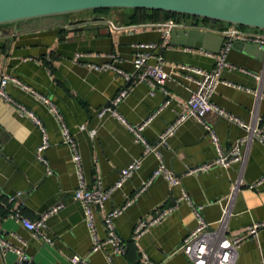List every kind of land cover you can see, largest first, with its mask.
<instances>
[{"label": "crops", "instance_id": "1", "mask_svg": "<svg viewBox=\"0 0 264 264\" xmlns=\"http://www.w3.org/2000/svg\"><path fill=\"white\" fill-rule=\"evenodd\" d=\"M134 16L130 8L84 10L0 27V72L16 76L28 87L22 89L8 83L5 90L42 121L49 142L42 163L36 159L41 141L38 126L0 97V236L27 256V264H70L68 258L72 254L86 257L87 264H108L107 257L113 264H144L145 256L153 264H192L179 251L184 237L197 225L192 206H201L204 220L215 223L227 203L229 237L241 235L250 225L264 221V145L260 142H242V160L230 166L213 165L205 171L186 174L188 168L216 156L205 125L214 131L220 146L229 149L246 134L238 124L210 110L203 123L188 118L164 144H158L160 133L183 111L191 89L195 88L180 66L213 68V54L222 43L207 33H216L192 27L195 25L192 19L175 18L188 25L178 30L196 29L205 34L170 33L168 43L164 44L160 31L150 25L161 20L149 17L135 20ZM111 24L134 28H113ZM138 42L157 44L154 52L162 55L164 68L170 73L165 83L167 94L146 83H134L133 78L126 80L112 69L97 70L92 66L110 62V54H116L119 60L115 65L133 75L134 44ZM77 54L81 56L76 58ZM227 60L250 73L257 74L264 69V53L240 43H233ZM220 80L211 97L213 104L246 124L263 115L264 101L234 85L256 89L262 96L264 83L260 84L249 73L228 68L221 70ZM124 87L128 88L126 96L114 106L120 118L109 114L98 117V110L109 103L112 105L111 100ZM30 90L48 98L69 129L80 155V171L86 188L95 187L97 182L103 187L113 185L124 167L133 159H141L139 168L101 206L91 205L96 234L104 240L107 236L105 214L133 198L114 219L115 231L124 244L122 253H114L109 243L91 251L82 206L72 197L78 186V175L71 150L63 142L60 124L50 104L34 97ZM165 100L169 104L160 109ZM149 117L141 134L151 145H158L162 161L179 184L171 185L158 176L135 196L159 162L153 153L144 154L143 145L136 142L128 126ZM92 129L95 132L90 135L88 131ZM239 179L241 183L228 203ZM258 181L253 188L248 187ZM182 191L192 205L184 200L176 204ZM16 192L22 193L21 198L11 199ZM57 204L61 207L46 222L52 244L35 238L20 222L9 217L11 210L19 208L25 217L35 220ZM169 207L174 208L159 223L140 237L133 236L139 220L149 221ZM16 257L13 252L4 255L0 252V264H13ZM263 261L264 229H261L255 237L248 236L241 241L235 264H262Z\"/></svg>", "mask_w": 264, "mask_h": 264}, {"label": "built area", "instance_id": "2", "mask_svg": "<svg viewBox=\"0 0 264 264\" xmlns=\"http://www.w3.org/2000/svg\"><path fill=\"white\" fill-rule=\"evenodd\" d=\"M111 25L113 28H134L133 25ZM150 25L156 27L160 31L164 44L168 43L169 35L172 29L188 26L174 18L151 23ZM191 26L202 28L222 36V45L219 51L213 54L215 58V65L213 68L207 70L191 65L180 66L181 70L185 71L186 78L195 83V88L191 89L190 96L184 105L183 111L177 115L176 119L170 125H168L163 132L160 133L158 137V144H164L166 139L171 136L178 126L188 118H193L196 121L203 123L205 114L210 110H213L218 115L238 124L245 130L246 134L236 143H234L229 149H223L220 146L214 131L208 125H205L207 131L210 133V140L215 147L216 156L211 161L188 168L186 170V174L205 171L213 165L230 166L233 163L241 161L243 157V151L241 148L242 142L249 143L252 140H256L264 145V113L260 118H256L253 123L246 124L237 119L235 116L226 112L224 109L219 108L211 101V97L218 83L221 81L220 73L223 68L238 69L242 72L249 73L253 75V77L256 78L260 84L264 83V69L257 74L250 73L246 69L237 67L227 60V53L229 49L232 47L233 43L237 41L247 44H256L264 50V30L229 23L222 24L220 27H212L204 24H195ZM134 46L135 52L132 59L134 69L133 75L123 72L115 65V62L119 60V57L116 54H110L109 57L112 59V61L103 63L101 65L92 66L97 70L112 69L123 75L126 80L133 78L134 83H146L150 85L152 89L159 88L165 94H167L165 83L169 79L170 73L164 68L165 62L162 55L154 52L155 48H157V44L153 42H138L134 44ZM80 56L81 54H77L76 58H79ZM8 83H14L22 89H28V87L16 76L0 72V97L15 105L18 108L20 115L30 118L34 124L38 126L41 132V141L36 149V159L44 163L45 159L43 152L49 146V142L42 121L23 105L14 101L7 94L5 89ZM234 86L253 94L257 100L262 99L264 101V95L261 96L258 90H251L238 85ZM30 92L34 97L40 99L43 103L50 104V110L53 112L55 118L60 124L63 142L71 150L72 160L76 167V174L78 175V186L74 189L72 197L74 200L79 201L82 206L85 226L92 242L91 251H97L104 243H109L112 245L114 253H122L124 250V244L120 236L115 231L114 219L133 202V198L127 199L121 206L113 208L105 214L103 223L107 236L104 240H100L96 234L91 205L101 206L104 201L108 199L110 193L116 188L120 187L124 181L139 168L141 159H133L126 167H124L121 170L118 180L113 185L109 187H103L99 182H97L95 187L89 189L86 188L80 171V155L77 151L76 143L69 129L63 123L60 115L57 113L55 107L49 102L48 98L39 95L34 90H30ZM127 92V87L122 88L111 100V106L102 107L98 110V117H103L104 115L109 114L120 118V115H118V113L115 111L114 106L126 96ZM168 104L169 100H165L160 109L167 106ZM150 118L151 117L147 118L145 121L137 125L128 126L130 131L133 132L136 142L143 145L144 154L153 153L159 162L151 177L141 184L140 189L136 192L135 196L144 191L146 187L152 182V180L158 176L164 177L171 185L179 184L178 178L162 161L161 154L157 148L158 145H151L141 134L144 126L150 121ZM80 129H84V126H81ZM88 132L90 135H93L95 130L92 129ZM240 183V179L235 182L232 188V193L227 199L228 203L231 200L234 192L239 187ZM259 183L260 181L255 184H250L248 187L253 188ZM21 196V192H16L13 196H11V199H19ZM181 200L188 201V203L192 205L185 191H182L181 195L176 200V204H178V202ZM60 207L61 204L53 206L49 210L42 213L40 217L35 220H29L21 213L19 208L11 210L9 212V217L16 222H20L26 229L31 231L35 238L41 239L45 243L52 244V238L47 234L46 231V222L47 219ZM173 208L174 207H169L160 210L159 213L149 221L139 220L134 226L133 236L138 238L143 235L149 227L159 223ZM192 209L197 219V225L192 231L188 233L186 237H184L179 247V251H181L191 261L192 264H235L237 248L239 247L241 241L246 239L248 236L255 237L259 230L264 229V221H262L250 225L247 231L241 235L229 237L226 234V217L229 214L227 203L223 206L222 214L220 218L215 221V223L204 220L200 214L201 206H192ZM0 252L3 255L7 252L15 253L17 257L13 264H25V261L27 260V256L20 249L13 246L2 236H0ZM68 260L70 264H87V258L78 254L70 255ZM107 261L108 264H113L110 257H107ZM143 262L144 264H153L146 256L144 257ZM262 264H264V261Z\"/></svg>", "mask_w": 264, "mask_h": 264}, {"label": "water", "instance_id": "3", "mask_svg": "<svg viewBox=\"0 0 264 264\" xmlns=\"http://www.w3.org/2000/svg\"><path fill=\"white\" fill-rule=\"evenodd\" d=\"M108 8L163 10L264 30V0H0V27L33 18ZM180 30L172 29L171 35L180 32L205 34L196 29ZM207 35L215 36L220 43L223 41L220 35ZM234 43L264 53L256 44ZM219 49L220 46L216 51Z\"/></svg>", "mask_w": 264, "mask_h": 264}, {"label": "trees", "instance_id": "4", "mask_svg": "<svg viewBox=\"0 0 264 264\" xmlns=\"http://www.w3.org/2000/svg\"><path fill=\"white\" fill-rule=\"evenodd\" d=\"M134 11L135 20L139 19H146V18H152L154 20H166L169 18H189L195 21V24L202 23V24H211V25H217V24H225V22H220L216 20L186 15V14H180V13H173L169 11H163V10H154V9H144V8H130ZM95 10H105V9H95Z\"/></svg>", "mask_w": 264, "mask_h": 264}, {"label": "rangeland", "instance_id": "5", "mask_svg": "<svg viewBox=\"0 0 264 264\" xmlns=\"http://www.w3.org/2000/svg\"><path fill=\"white\" fill-rule=\"evenodd\" d=\"M109 9V8H108ZM110 9H112V10H121V9H123V8H110ZM89 11V10H88Z\"/></svg>", "mask_w": 264, "mask_h": 264}]
</instances>
